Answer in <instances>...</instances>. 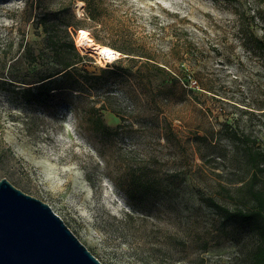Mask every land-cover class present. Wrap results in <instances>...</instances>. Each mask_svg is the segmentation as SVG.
Instances as JSON below:
<instances>
[{
  "label": "rangeland",
  "instance_id": "374dc122",
  "mask_svg": "<svg viewBox=\"0 0 264 264\" xmlns=\"http://www.w3.org/2000/svg\"><path fill=\"white\" fill-rule=\"evenodd\" d=\"M99 1L160 66L98 61L76 31L93 75L40 104L8 64L26 37L40 41L32 16L82 17L85 3L0 0V177L48 203L104 264H249L256 237L222 207H245L248 182L264 183V171L251 178V152L264 151V0ZM82 30L114 40L91 21ZM102 101L114 110H95Z\"/></svg>",
  "mask_w": 264,
  "mask_h": 264
},
{
  "label": "trees",
  "instance_id": "16d2710c",
  "mask_svg": "<svg viewBox=\"0 0 264 264\" xmlns=\"http://www.w3.org/2000/svg\"><path fill=\"white\" fill-rule=\"evenodd\" d=\"M83 1L85 15L82 17H77L71 9H68L70 6L45 11L36 17L32 16L30 27L39 31L40 41L34 37H26L22 53L13 56L7 67L10 78L21 83V94L27 101L41 104L54 95V92H58L61 96L66 91L79 92L88 82L87 76L93 73L85 69L82 63L89 56L81 53L75 44L76 31L84 28L88 21L99 24L101 28L114 35L112 42L103 44L118 49L124 54L125 59H143L146 63L159 65L158 61L150 55L147 42L137 36L123 20L105 14L99 0ZM30 10L32 11V8ZM27 33L30 34V28ZM94 38L97 40L95 36ZM256 42L264 60V42L262 39ZM36 43L41 44L37 46ZM22 60L25 63L22 73L16 75L14 70ZM115 69L110 65L99 67L100 72L96 77H100L104 72L111 73ZM93 108L97 111L113 109L108 107L105 101ZM91 120L98 126L107 128L100 114ZM262 156H264V151L252 150L251 159L254 172L251 178L257 175V170L264 171ZM255 183L248 182L250 191L245 207H239L233 211H229L227 207H222V209L229 213L227 217L224 214V218L239 220L256 237L249 264H264V183L259 187H256Z\"/></svg>",
  "mask_w": 264,
  "mask_h": 264
},
{
  "label": "water",
  "instance_id": "95a60500",
  "mask_svg": "<svg viewBox=\"0 0 264 264\" xmlns=\"http://www.w3.org/2000/svg\"><path fill=\"white\" fill-rule=\"evenodd\" d=\"M0 264H104L51 206L0 177Z\"/></svg>",
  "mask_w": 264,
  "mask_h": 264
},
{
  "label": "bare ground",
  "instance_id": "6f19581e",
  "mask_svg": "<svg viewBox=\"0 0 264 264\" xmlns=\"http://www.w3.org/2000/svg\"><path fill=\"white\" fill-rule=\"evenodd\" d=\"M76 41L78 46L88 49L98 55V61L112 60L122 54L118 49L112 46L95 41L88 32L82 29L78 30Z\"/></svg>",
  "mask_w": 264,
  "mask_h": 264
},
{
  "label": "built area",
  "instance_id": "2783aa9c",
  "mask_svg": "<svg viewBox=\"0 0 264 264\" xmlns=\"http://www.w3.org/2000/svg\"><path fill=\"white\" fill-rule=\"evenodd\" d=\"M81 15H83V12L80 13ZM120 56V55H119Z\"/></svg>",
  "mask_w": 264,
  "mask_h": 264
}]
</instances>
